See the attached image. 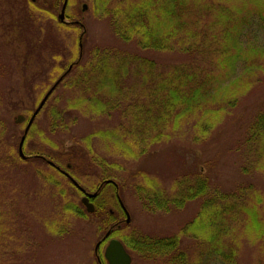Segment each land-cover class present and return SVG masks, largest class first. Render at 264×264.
Returning a JSON list of instances; mask_svg holds the SVG:
<instances>
[{
  "label": "trees",
  "instance_id": "trees-1",
  "mask_svg": "<svg viewBox=\"0 0 264 264\" xmlns=\"http://www.w3.org/2000/svg\"><path fill=\"white\" fill-rule=\"evenodd\" d=\"M109 1L111 0H96L92 15L110 26L114 39H118L124 45L132 43L136 51L173 53V61L177 65L162 70L159 67L161 61L137 54L132 56L129 50L119 52L112 46L99 48L100 46L91 45L90 50L86 52L88 29L81 22L70 21L67 18L69 24L59 22L55 13L58 0L38 2L25 0L26 10L30 12L33 10L50 20H56V29L71 28L77 30L80 35L81 40L78 38L73 50L75 57L68 66V68L72 66V69L63 77L59 85L71 73L83 69V78L78 82L85 85L89 81V85L95 86V92L91 95V99L76 98L68 105L69 109L74 110L82 106L91 109V112L87 109L86 111L90 114L94 113V116L107 115L108 109L103 102L106 98L123 100L121 107L115 104L117 108L136 106L135 109L128 111L127 114L132 117L129 120L131 124L123 132L118 133L119 127L117 131L107 129L86 136L83 141L89 148L88 152L85 151V154L80 152L78 157L81 156L89 163V168L96 165V168L122 170V167L115 163L116 159L109 163V160L106 162L103 157H96V161L89 157L92 154L89 146L92 137L101 136V139L113 143L116 148L115 153L119 152L127 159H135L143 156L154 146H160L171 139L173 134L178 133L184 124L193 119L191 144L198 148L203 163L198 164L201 160L197 158L196 168H192L181 179L176 180L170 193L159 190L156 181L149 174L141 171L136 176L133 175L137 179L134 196L141 209L149 213L179 212L185 205L197 201L199 211L194 214L193 220L191 218L186 223L180 234L162 238H150L146 235L123 237L120 234L121 225L128 224L119 220V217L125 218L126 214L124 216L116 196L120 199L123 209L127 211L122 195L125 188L105 178L113 184L102 183L97 199L92 200L93 213L87 214L81 201L80 206L69 201L59 208L61 214L80 219L94 216L97 220L104 221L106 230L104 234L110 231L111 237L117 238L129 254L135 253L143 260L151 262L167 258V264H212L213 262L246 264L247 260L241 261V256H244L245 248L251 247V257L256 251L258 261L264 264V105L263 107L257 105L254 108L252 117L245 122L244 137L237 143L238 157L242 156L243 162L237 170V176L241 179L232 190L213 189L211 184L216 169L218 174V168L214 164L216 165L217 160H220L224 154L221 157L217 155L213 165L204 163H208L209 158L206 160L203 158L208 148L209 137L219 127L225 114L240 105V100L248 94L247 91L253 82L257 81L259 77L257 73L264 72V0H127L108 8ZM61 2L63 4L65 0ZM68 2L69 0H66V6ZM26 10L22 11V16L28 15ZM0 18L2 19L1 16ZM32 18L27 19L30 21ZM192 18L206 19V26L190 23ZM15 25L17 24L10 25V28L19 42L20 32L24 31L25 27L17 29ZM28 42L23 47L27 52H33L34 42L31 39ZM88 42L95 44L94 39L92 42L89 39ZM49 49L51 50V47ZM88 53L92 58L87 62V66L82 68V61ZM113 53L115 56L110 55ZM180 54L185 55L180 56ZM204 59L208 62L205 66V62H202ZM211 62H215V67H219L220 70L216 68L210 70ZM26 64L22 61L17 70ZM214 70L220 73H215ZM36 79L37 77L33 79L34 82ZM24 88L28 91L31 89L30 92L34 91V87L27 80ZM121 94L128 96L118 98ZM32 109L26 112L33 114L35 110ZM86 111L82 112L83 116L88 115ZM33 124L25 141L34 132ZM3 131L5 132V126L0 122V134L4 133ZM22 135L19 141L17 140L18 145ZM3 140L0 136V142ZM7 144L8 142L3 144L4 148ZM18 145L15 155L12 152L11 154L4 152L1 156L0 180L6 181V184L8 182L9 186L10 178L9 176L5 178L7 172L4 165L32 166L34 163L42 162L55 171L54 174L44 177L46 184L57 188L60 185L59 177L76 189L69 180L71 177L62 175L63 170L60 167L55 164L59 168L58 171L47 163L44 153H35L23 160L18 155ZM66 155L68 158L64 160L72 162L75 156ZM110 156L113 157L111 154ZM55 159L59 160L53 156V161ZM200 165L204 171L200 169ZM103 171L105 172V169ZM73 180L76 181L74 178ZM106 187L111 189V197L116 199L117 210L121 216L113 211H106L108 202L104 201L103 197L107 192ZM14 188L12 183L9 189ZM77 191L81 194L79 190ZM30 197L31 193L28 199ZM119 221L120 225H118ZM47 234L67 237L61 228H57V223L54 221L47 223ZM43 240L46 244H54V241H47L44 237ZM187 240L195 242L197 252L194 259H191L187 252ZM42 245L43 243L40 242L41 247ZM42 249L45 250L43 247ZM98 250L95 251L94 248L93 251L97 264H106L103 252L100 253ZM132 261H136L135 256ZM3 264L6 263L3 261Z\"/></svg>",
  "mask_w": 264,
  "mask_h": 264
},
{
  "label": "rangeland",
  "instance_id": "rangeland-1",
  "mask_svg": "<svg viewBox=\"0 0 264 264\" xmlns=\"http://www.w3.org/2000/svg\"><path fill=\"white\" fill-rule=\"evenodd\" d=\"M38 1L32 0V2ZM95 1L69 0L65 9V22H69L68 20L81 22L88 29V32L86 30L89 36L88 40L90 39L92 42L94 39L95 44L86 41V52L90 50L91 45L100 46L99 48L112 46L119 52L129 50L132 52V56L137 54V56L161 61L159 67L162 70L177 65L173 61V53L136 51L132 43L124 45L118 39H114L110 26L92 15ZM124 1L127 0H111L107 7L120 5ZM62 5L61 0H58L56 16L59 15ZM83 6H86V10H83ZM25 10V0H0V16L2 17V19L0 18V122L5 126V132L0 134L4 139L0 142V158L4 152L7 154L12 152L15 155L18 139L32 114L26 111L32 108L35 110L48 92L47 90L66 71L71 60L75 57L73 50L80 36L77 30L71 28L56 29V20H50L33 10L31 12L26 10L27 17L22 16ZM29 17L33 18L29 21L27 19ZM190 23L206 26L207 20L192 18ZM12 24H17L14 26L17 29L25 27L24 31L20 32L19 42L10 28ZM14 32L19 31L14 30ZM30 39L34 42L32 44L35 48L33 52H27L23 47ZM79 40L81 39L79 38ZM110 55L115 56L114 53ZM91 58L92 56L88 53L82 61L81 67L85 68ZM22 61L27 63L24 66L25 70H21L24 68L23 66L17 70ZM202 62H205L204 66L208 64L205 59ZM215 65V62H211L210 70L214 68L220 70ZM217 70L214 72L219 74L220 71ZM83 71L81 69L71 73L48 98L46 105L33 124L34 132L24 142V155L44 153L47 160L52 159L51 162L64 172L66 171L88 193H93L105 178L113 180L117 185L125 188L122 195L130 223L121 225V236L146 235L150 238H162L180 234L186 223L199 211V202L187 204L183 210L172 211L169 214L145 212L134 196V186L137 182L134 176L143 171L156 181L159 190L170 193L176 180L181 179L192 168H196L197 158L201 160L198 164L203 163L198 148L191 144V121L194 120L191 119L184 124L178 133L173 134L172 138L166 140L162 145L154 146L143 156H138L135 159H127L122 157L119 152L115 153L116 148L112 145L113 143L101 139V136L92 137L89 143L92 154L89 157L95 161L96 157H103L106 162L109 160V163L116 159L115 163L120 165L122 170L106 167L96 168V165L89 168V163L81 156V158L78 157L80 152L85 154V151L88 152L87 149H89L83 139L95 134L96 131L104 132L107 129L117 131L120 127L118 133L123 132L131 124L129 120L132 117L127 113L130 109H135L136 106L117 108L115 104L121 107L124 103L123 100L115 101L106 98L103 102L106 103L108 109L107 115L94 116V113H89L91 109L82 106L74 110L69 109L68 105L76 98L91 99V95L95 92V86L89 85V81L85 85L78 82L83 78ZM257 75H259L257 81L253 82L247 91L248 94L240 100V105L225 114L226 116L222 119L219 127L209 137V142H206L208 148L203 154V158L204 160L209 158V160L208 163H204L213 165L216 156L221 157L224 154L220 160H217L216 165L214 164L218 168V174L216 169L211 180L213 189L232 190L233 186L241 179L237 176V170L243 160L242 156L238 157L237 143L244 137L245 122L252 117L254 108L257 105L262 107L264 105V72L260 71ZM35 77L37 79L34 82ZM26 80L32 84L34 91L30 92L31 89L28 91L27 88H24ZM127 96L121 94L118 98ZM83 111H86L88 115L83 116ZM55 115L58 117L56 118ZM17 116L24 117V122L17 124L15 122ZM136 138L138 139L137 136ZM6 142L8 144L4 148L3 144ZM66 154L75 156L72 162L64 160L68 158ZM53 156L59 160L53 161ZM4 166L7 172L5 178L9 176V186L14 183L15 188L9 189L8 182L6 184V181L0 180V251H2L0 252V264H3V261L6 264H97L93 251L97 242L106 232L104 221H99L94 216L88 219L67 216L61 214L59 210L64 203L69 201L79 205L83 196L65 179L59 177L60 185L57 188L46 184L44 177L54 174L55 171L42 162L34 163L32 166ZM200 169L204 171L201 165ZM106 189V195L103 196L104 201L108 202L106 211H113L121 216L117 210L116 199L111 197V189L109 187ZM29 193H31L30 199H28ZM103 220L105 219L103 218ZM119 220L124 222L125 218L119 217ZM51 221L57 223V228H61L67 237L61 238L47 234V223ZM43 237L47 241H54V244H46ZM187 241V252L189 257L194 259L197 252L195 242L194 240ZM40 242L43 243L42 247L45 250L40 246ZM107 242L100 245V253L104 251ZM251 250V247L245 248L241 261L245 259L247 260L246 264H260L257 252L254 251L253 257H251ZM134 256L136 261H132V264H167V258L151 262L143 260L135 253L131 255L132 258Z\"/></svg>",
  "mask_w": 264,
  "mask_h": 264
},
{
  "label": "water",
  "instance_id": "water-1",
  "mask_svg": "<svg viewBox=\"0 0 264 264\" xmlns=\"http://www.w3.org/2000/svg\"><path fill=\"white\" fill-rule=\"evenodd\" d=\"M65 9H66V0L63 3V6L61 8V11L59 13V15L57 16V19L59 20V22L61 23H69V22H65ZM83 10H86V6H83ZM72 69V66H70L68 68V70L55 82V84L48 90V92L45 94V96L43 97V99L40 101L38 107L36 108V110L33 112V114L30 116V118L27 121V125L24 129V133L20 139L19 145H18V155L21 159H26V156L23 153V145H24V141L26 138V135L31 127V125L33 124L36 116L39 114V112L41 111V109L43 108V106L45 105V103L47 102L48 98L51 96V94L53 93V91L55 90V88L59 85V83L62 81L63 77L69 73ZM25 118L22 116H17L15 122L17 124H20L22 122H24ZM47 163L51 166L54 167L56 170L59 171V168L56 167L51 161H47ZM70 181L72 182V184L79 189V191L84 195L83 199L81 200V203L83 204V206L86 209V212L91 214L94 212V206L91 202H89L90 199L94 198L96 196V193L93 194H89L86 193L82 188L79 187V185L70 178ZM112 183L111 181H107L106 184ZM126 223L130 222V218L129 215L126 212ZM110 235V232H107L105 234V236L96 244L95 246V250H97V248L101 245V243L103 241H105ZM104 260L106 261L107 264H131V257L130 255L126 252L124 246L121 244V242H119L116 239H110L107 246L105 247L104 250V254H103Z\"/></svg>",
  "mask_w": 264,
  "mask_h": 264
},
{
  "label": "flooded vegetation",
  "instance_id": "flooded-vegetation-1",
  "mask_svg": "<svg viewBox=\"0 0 264 264\" xmlns=\"http://www.w3.org/2000/svg\"><path fill=\"white\" fill-rule=\"evenodd\" d=\"M61 173H62V175H64V176H67V175H68V174H67L66 172H64V171H61ZM107 181H110V180H105V181H103L102 183H105V184H106ZM102 183L97 187V189H96L95 192H94V193H96V196H95L94 198L90 199L89 202L92 203V200H96V199H97V195H98L99 191L101 190V188H102V186H103ZM112 184H113V183H112ZM76 189H78V188H76ZM87 193H88V192H87ZM82 196H84V195H82ZM116 198H117V203H118V205L120 206L122 212H124L123 214H124V216H125V210L123 209V207H122V205H121V201H120V199H119L117 196H116ZM126 212H127V211H126ZM125 218H126V216H125ZM120 224H121V223H120V221H119L118 225H120ZM109 236H112L111 233H110Z\"/></svg>",
  "mask_w": 264,
  "mask_h": 264
}]
</instances>
